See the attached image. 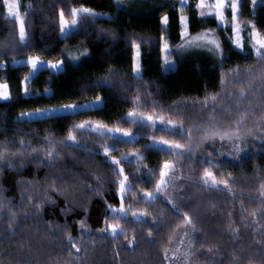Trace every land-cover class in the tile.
I'll use <instances>...</instances> for the list:
<instances>
[{"label": "trees", "instance_id": "1", "mask_svg": "<svg viewBox=\"0 0 264 264\" xmlns=\"http://www.w3.org/2000/svg\"><path fill=\"white\" fill-rule=\"evenodd\" d=\"M179 2L180 0H150L147 7L120 8L113 0H19L28 37L27 44L19 40L18 21L7 15L6 8L0 2V65H4L0 66V82H7L11 93L9 101L0 100V142L23 138L26 141L31 140L34 146H39L44 144V141L37 138V133L43 136L50 132L56 140H64L71 124L84 119L101 120L110 125L119 123L135 132L137 126L122 122L121 117L132 107L126 102V97L135 94L134 89L137 87L148 88L151 92V95L141 92L145 101H156L165 109L179 107L185 116V122L190 126L199 125L207 112L201 110L198 103L190 106L183 101L185 98L189 102L194 101L196 97L202 98L206 83L210 91L220 93L218 107L232 105L237 85L230 83L228 95L224 94L219 83L220 76L216 71L218 58L208 51L196 49L173 55L177 61L175 68L164 71L162 54L154 47V41L161 31L166 30L165 35L171 45L181 44L179 17L186 14L189 18V30L194 35L205 28L215 29L229 57L225 72L237 64L241 70L245 67L258 70L264 67V62L258 63L253 56H246L247 43L243 52L237 50L227 39L231 35L230 27L225 32L217 26L215 19L201 17L193 0H188L183 9H179ZM81 4L107 15L96 19L81 16V23L87 26L86 31L82 29L69 38H62L59 29L60 10L63 9L66 17L70 18L69 9ZM28 5H31V8ZM240 13L241 25L253 21L258 29L264 31V0H256L255 4L253 0H242ZM164 14L169 17V24L165 27L160 19ZM230 16V11H227V17ZM248 31L249 28H242L245 41ZM141 38L150 39H147V43H142L144 79L136 81L130 71L134 57L130 40L140 42ZM85 47L90 52L89 57H81L78 62L68 58L69 51ZM30 56H40L41 60L45 61L62 59L65 64L62 72L43 69L30 80L27 87L41 94L38 96H26L24 93L23 80L29 73L30 66L12 65L13 61L20 62ZM109 68H116L119 72V76L111 77V88L92 87L96 80L108 75ZM128 84H131L132 88H128ZM244 86H247L246 78ZM45 89H51V92L45 93ZM96 95L104 98L102 110H84L78 115H67L66 118L46 122H16L21 112L62 103H84L94 100ZM248 95L251 107L255 108L259 115L261 109H264V85L257 82L254 90ZM145 107L147 110V105ZM146 131L149 134L152 132L151 129ZM81 142L92 149H98L101 144L113 143L111 139L91 132L83 133ZM150 143L149 137L138 138L136 143L129 146L121 144L120 151L112 153L119 157L135 149L146 157L135 163L123 160L121 163L134 185L129 193L131 199L125 200V205H132L133 209H146L150 216L145 217L143 223L133 222L131 216L127 220L118 221L112 216L107 217L110 222H119L127 229L128 239L136 236L139 247H136L135 252L125 247L126 240L123 236L113 241L107 235L101 238L98 232L105 226L107 211L104 201L118 206L117 198L113 196L116 185L111 182L115 179L112 166L105 162L102 154L94 156L89 152L58 146L61 155L52 168L28 159V154L23 159V168L17 165L8 169L0 162V188L6 189L0 191V264H70L72 256L64 243V233L82 235L77 231L81 220L92 230V239L89 240L85 236V245H77L80 248L87 247V252L81 255L87 259L88 264H164L162 247L168 246L167 237L170 231L181 223L182 218L173 213L163 199L151 204L144 203L140 190L155 191L152 183L158 179L155 170L163 160H176V156L150 149L147 147ZM16 147L18 145H13V150ZM214 147L220 148L221 145L218 142ZM256 148L258 151L259 146ZM206 153L217 157L218 162L220 159H228L218 157L208 144H204L191 160L180 157L177 176L168 187V193L184 211L189 212L197 224V262L233 264L234 259L239 258V264H264V235L251 223L253 218L248 215L261 205L255 197L259 194L258 181L264 178V156L253 155L251 159L243 161L242 167L234 166L233 162L221 165L222 169L233 173L236 179L234 187L242 193L233 199L228 193L209 192L199 183L192 182L198 179L201 169L208 166L200 159V156ZM148 168L154 170L151 177L148 176ZM90 173L99 176L101 182L107 181L95 193L92 189L97 188L98 182ZM61 175L65 177L64 181L58 178ZM46 176L51 180L46 182ZM188 177L191 179H187ZM45 189L48 191L45 192ZM29 195L31 200L28 199ZM47 196H50L55 204L46 202L40 205L39 210L34 211L32 206L40 198ZM241 202L248 210L243 215L240 212ZM189 204L192 205L191 208L186 206ZM212 204H215V207H212ZM62 209L70 211L64 212ZM10 212L16 213V222L12 224L9 223ZM151 217L156 218L155 223L160 225L159 231L152 227ZM230 223L239 228L238 234L229 231ZM260 223L264 225V221ZM149 228H152L156 242L149 240ZM172 234L178 235L179 229ZM209 247L218 248V251L209 253ZM79 264H83V260Z\"/></svg>", "mask_w": 264, "mask_h": 264}, {"label": "snow or ice", "instance_id": "2", "mask_svg": "<svg viewBox=\"0 0 264 264\" xmlns=\"http://www.w3.org/2000/svg\"><path fill=\"white\" fill-rule=\"evenodd\" d=\"M10 17L19 21V40L23 44L28 43V37L25 30V22L21 16L19 0H0ZM123 0H115V3L119 7ZM195 9L199 10V15L205 18L215 19L218 23L217 26L221 27V30L227 32L228 28L231 29V35L227 37L230 43L239 51L245 50V43L248 44V50L246 56L250 55L255 58L258 63L264 62V31H261L256 27L255 22L248 21L247 24L241 25L239 21L240 7L242 0H193ZM256 0H253V4ZM186 4V0H181V8ZM31 8V5H28ZM226 11H230V18L226 16ZM107 15L106 13H98L94 8L84 6L81 4L79 7H72L69 9L68 17H66L63 9L59 12V29L62 34V38H69L73 33H78L80 30H85L87 26L81 23L80 17L86 16L92 19L99 18L100 16ZM163 25L169 24V17L164 14L161 18ZM181 39L182 43L178 45H171L165 35L166 30H162L160 36L154 41V47L159 49L162 54V60L164 65V71L167 72L170 66L174 63L172 60L173 55H179L184 51L190 49H205L218 58V67L216 71L220 76V86L225 95H228L227 89L230 83L237 85V90L233 95L232 105H223L218 107L221 96L219 92L210 91L207 83L204 86V96L196 97L194 101L189 102L187 98L183 103L192 104L198 103L201 110H206L207 115L199 125L190 126L185 122V116L181 113L180 108L169 107L165 109L161 104L156 101L143 100L141 92L151 95L148 88L141 89L139 87L134 89L133 95L126 97V102L130 103L132 107L121 117L122 122L130 123L137 126V130L133 132L131 128L122 127L119 123L110 125L101 120H89L84 119L79 122H73L66 131L64 140H56L53 133L40 136L37 133V138L44 141V144L34 146L31 140H25L23 138L13 141L0 142V162H3V166L12 169L19 165L20 168L24 167L23 159L28 154V159L33 161H39L52 168L56 160L60 157L61 153L58 146H66L68 148L76 149L83 152H89L92 155L102 154L106 163L112 166V172L115 179L111 182L116 185L113 190V196L117 198L118 206L115 204L107 203L105 200L107 215L104 220V227L99 229L101 238L104 235L110 236L113 241H116L119 237L123 236L126 240L125 247L128 250L135 252L136 247H139V241L136 236L133 235L131 239H128L127 229H125L119 222H110L107 218L112 216L114 220H127L131 216L133 222L143 223L144 218L150 216V213L144 209H133L132 205L126 206L124 201L131 199L129 193L132 191L134 185L132 184L129 175L126 174L124 165L121 161L128 163H135L142 161L146 157L139 150H131L122 156L112 155L113 152L120 151V145L125 146L132 145L137 142L138 138L149 137L151 143L147 146L150 149L166 152L168 155H175L176 160L165 159L158 169L155 171L158 173V179L152 181L155 191H146L141 189V199L144 203H155L158 199H163L167 202L173 213L180 216L181 223L177 224L175 228L170 231L167 237V245L162 247V259L164 264H196L197 256V224L188 211H184V208L168 193V187L171 181L177 176V164L180 157H186L187 160H191L202 145L208 144L212 148V152H215L218 157H227L228 159H220L217 161V157L206 153L200 156V159L208 166L203 167L198 174V179L192 181L193 183H199L201 187L205 188L209 192H224L228 193L231 198L242 195L236 187V179L231 171H227L221 168V165H227L229 162H233L234 166H243V161L251 159L253 155L264 156V109H261L259 115L256 113V109L251 107V101L248 93L254 90V86L259 82L264 85V67L258 70H253L251 67H245L241 70L239 64L224 71L225 65L229 62V57L226 55L222 42L217 36L215 29L205 28L201 32L195 35L189 30V18L186 15L181 14ZM242 28H249L246 33L247 41H245L244 35H242ZM147 39L141 38L140 42L135 39L130 40V46L134 49L133 63L130 71L133 75V79L140 81L144 79L143 61L141 57L142 43H147ZM80 55L77 56L71 51L67 53L70 60L78 62L81 57L87 58L90 56L89 50L85 47L78 49ZM14 63H27L32 67V72L24 77V93L26 96H38L34 90H30L27 84L43 69H53L56 72H62L65 68L64 61L57 59L55 61H43L40 56H30L24 62L13 61ZM4 66V65H0ZM119 76V72L116 68H109L108 75L101 77L95 81L92 87L94 88H111V77ZM229 77L231 78L229 80ZM247 80V86H244V80ZM128 88H132L131 84L127 85ZM51 92V89H45V93ZM11 99V93L7 82H0V100L9 101ZM247 104L248 107L243 105ZM145 105H147V110ZM104 106V98L100 95H96L94 100L87 103H62L57 106L37 108L30 112H21L16 118L17 123H32V122H46L48 120H60L66 118L67 115H78L84 110H102ZM234 106V114H233ZM151 129L149 134L146 130ZM94 133L98 136H103L111 139L113 143L101 144L98 149H92L87 146L86 143L81 142V136L83 133ZM81 134V135H78ZM175 137H180L176 139ZM186 141V142H185ZM219 142L220 148L214 147ZM13 145L18 147L13 150ZM227 145V150H224V146ZM259 146L257 151L256 146ZM36 153V155H31ZM16 163H13V161ZM261 171V169H256ZM148 176L153 175L154 170L152 168L147 169ZM95 176L97 180V188L92 189L93 193L98 191L103 183L99 176L95 173H90ZM61 181L65 180L63 175L58 177ZM137 179H142L137 177ZM187 179H191L188 177ZM51 180L46 176V182ZM175 188V186H173ZM59 191V189H54ZM0 191H6V189L0 188ZM48 189H45L47 192ZM258 196L255 199L261 202L259 209H253L248 215L253 219L252 224L256 225L257 229L262 235H264V225H261L260 221H264V178L258 181ZM252 199L253 197H248ZM31 200V195L28 196ZM55 204L50 196L46 198H40L36 204H34L33 210L37 211L40 205L43 203ZM191 208L192 205H186ZM215 207V204H212ZM67 212L70 209H62ZM241 214H245L248 210L245 208L243 202L240 205ZM43 213L41 212V215ZM155 217H151L152 227L157 231L160 229V225L155 223ZM16 222V213L10 212L9 223ZM59 226V225H58ZM70 225H65L68 227ZM229 231L233 234L239 233L238 227H233L230 223L228 225ZM179 229V234L174 236V233ZM77 231L82 235L73 236L69 232L64 233V243L68 246L67 251L72 256L70 264H79L83 260V264H88L87 259L81 255V253L87 252V247H77V245H85L84 237L87 236L89 240L92 239V230L86 225L84 220L79 222ZM148 238L152 242H156V237L152 234V228L148 229ZM203 247V245H201ZM209 253L218 251V248L209 247L207 249ZM117 255L119 252L117 251ZM233 264H239V258L234 259Z\"/></svg>", "mask_w": 264, "mask_h": 264}, {"label": "rangeland", "instance_id": "3", "mask_svg": "<svg viewBox=\"0 0 264 264\" xmlns=\"http://www.w3.org/2000/svg\"><path fill=\"white\" fill-rule=\"evenodd\" d=\"M114 2H115V0H113ZM149 1L150 0H123V2H122V4L119 6L120 8H131V7H147L148 5H149ZM154 1H156V0H154ZM116 4V3H115ZM188 4V0H186V4H185V6ZM116 6H117V4H116ZM184 6V7H185ZM118 7V6H117ZM183 7V8H184ZM179 9H182L181 8V0H180V2H179ZM98 12V11H97ZM198 12H199V10H198ZM98 13H100V12H98ZM226 16H227V11H226ZM7 15H8V13H7ZM183 15H186V14H183ZM9 16V15H8ZM187 16V15H186ZM18 21V20H17ZM18 25H19V21H18ZM163 25V24H162ZM163 27H165V25H163ZM61 36H62V34H61ZM222 42V41H221ZM193 50H196V49H190V50H187L186 52H188V51H193ZM198 50H205V49H198ZM205 51H207V50H205ZM72 53H74L75 55H77V56H79L80 55V52L78 51V50H74ZM210 53V52H209ZM212 54V53H211ZM213 55V54H212ZM216 57V56H215ZM217 58V57H216ZM27 60V59H26ZM26 60H22V61H20V62H24V61H26ZM172 60H173V64L170 66V69H173V68H175V66H176V63H177V61H176V59L175 58H173L172 57ZM43 61H45V60H43ZM21 64H27V63H12V65H21ZM29 66H30V68H29V73L27 74V75H29L31 72H32V67H31V65L30 64H28ZM163 69H164V65H163ZM169 69V70H170ZM51 71H55V70H53V69H50ZM26 75V76H27ZM24 81V80H23ZM23 85H24V83H23ZM24 87H25V85H24ZM90 101H92V100H90ZM88 102V101H87ZM87 102H84V103H87ZM78 104H82V103H78ZM225 151L227 150V145L225 146V149H224ZM196 264H199L198 262H197V260H196Z\"/></svg>", "mask_w": 264, "mask_h": 264}, {"label": "bare ground", "instance_id": "4", "mask_svg": "<svg viewBox=\"0 0 264 264\" xmlns=\"http://www.w3.org/2000/svg\"><path fill=\"white\" fill-rule=\"evenodd\" d=\"M25 60V59H24ZM22 61V60H21Z\"/></svg>", "mask_w": 264, "mask_h": 264}]
</instances>
